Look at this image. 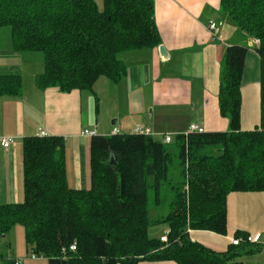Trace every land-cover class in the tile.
Returning a JSON list of instances; mask_svg holds the SVG:
<instances>
[{"label":"trees","instance_id":"16d2710c","mask_svg":"<svg viewBox=\"0 0 264 264\" xmlns=\"http://www.w3.org/2000/svg\"><path fill=\"white\" fill-rule=\"evenodd\" d=\"M221 10L244 36L260 40L259 124L241 129L249 48L232 44L219 90L229 130L182 133L170 143L153 134H96L90 189L69 185L64 137L27 136L24 200L0 204V236L22 224L31 250L49 264H237L240 256L262 250L261 243L243 241L216 251L189 235V229L225 234L228 196L264 191V0H221ZM3 27L16 51L43 54L44 71L35 76L42 90L92 89L102 76L119 81L127 70L121 53L161 43L155 0H104V9L95 0H0ZM21 91V75H0V94ZM165 204L167 214L152 215V207L158 213ZM157 225L170 229L168 241L161 240ZM4 264L16 262L5 258Z\"/></svg>","mask_w":264,"mask_h":264},{"label":"crops","instance_id":"0c3cea01","mask_svg":"<svg viewBox=\"0 0 264 264\" xmlns=\"http://www.w3.org/2000/svg\"><path fill=\"white\" fill-rule=\"evenodd\" d=\"M155 21L161 43L155 48L121 53L127 68L123 77L113 81L102 76L92 89L63 92L54 86L42 90L35 83L40 70H33L31 77L25 76L24 59L17 60L20 55L16 53L13 61L0 64V75L15 73L22 77L20 94H0V204L24 200L23 140L38 135L41 128L50 135L64 137L67 179L77 189H88L91 184L88 168L91 172L92 136L82 135L84 129L109 135L115 126L122 132L145 126L159 140L165 134L172 135L173 140L186 134L192 123L205 131L229 130L231 118L220 112L219 90L222 66L232 44L249 48L243 75L241 129L250 130L259 124L257 45L252 46L251 37L244 36L221 10V0H155ZM210 21L223 23L221 39L210 31ZM227 30L233 34L229 36ZM239 36L246 42H241ZM160 45L165 47L166 56L161 54ZM11 136L15 142L5 148L1 138ZM227 212L225 234L189 229V235L193 241L216 251H226L237 231L259 232L262 250L237 259V264H252V259L264 253V191L231 193ZM163 226L158 229L162 234L167 229V225ZM30 251L27 249V253ZM138 264L176 261L144 259Z\"/></svg>","mask_w":264,"mask_h":264},{"label":"rangeland","instance_id":"374dc122","mask_svg":"<svg viewBox=\"0 0 264 264\" xmlns=\"http://www.w3.org/2000/svg\"><path fill=\"white\" fill-rule=\"evenodd\" d=\"M97 5L100 9H104V0H95ZM230 21V20H229ZM229 36L233 34L232 30H227ZM240 37V36H239ZM240 37V41L245 43L246 39L242 41ZM12 37L11 32L8 27L0 28V64H8L10 61H13L14 59V53L18 56L17 60L21 61L22 57L25 62L23 65L25 67V76L31 77L33 74V70H40L37 72H43L44 71V57L41 52H31V53H21L19 51H16L13 44H12ZM11 47V49L9 48ZM8 49V50H7ZM23 54L24 56H22ZM17 72V71H14ZM86 108V106H85ZM93 108V105H92ZM88 178L91 179V172L90 168H88ZM92 186V180L91 184L89 185V189ZM163 211L159 210L158 213L156 210L152 207L151 213L153 216H159L167 214L169 211V207L167 204L163 206ZM163 228L162 225L156 226V231L159 228ZM154 229V230H155ZM152 230V234H153ZM31 245L28 244L26 240V232L25 228L22 224H16L11 228L10 231H8L6 234L0 236V264L5 263V258L9 260H17V259H23L24 264H49L48 260L45 258H32L29 256L31 255ZM27 249H29V253H27ZM264 253L260 254L256 258L252 259V264H264Z\"/></svg>","mask_w":264,"mask_h":264},{"label":"built area","instance_id":"2783aa9c","mask_svg":"<svg viewBox=\"0 0 264 264\" xmlns=\"http://www.w3.org/2000/svg\"><path fill=\"white\" fill-rule=\"evenodd\" d=\"M222 25H223L222 22L217 23L215 21H210V24H209L210 31L213 33L214 36H216L217 38H220V39L222 38V33H221ZM249 41H250V44L252 46L258 45L260 42L259 39H253V38H250ZM204 131H205V129L202 126H200L199 124H196V123H192L190 125L187 133H189V132H204ZM121 132H122L121 129L116 127V126L112 130V134H120ZM131 132L136 133V134H146V135H152L153 134L152 130L149 127H145V126H136L132 129ZM96 134H97V131H95V130L84 129L82 131V135H84V136H94ZM38 135L39 136H49L50 134L46 129L41 128ZM172 140H173V137L170 134H165L163 136V141L166 143H170ZM14 142H15V137H13V136L1 138V144L5 148L10 147ZM169 233H170V229L168 228L164 232L163 236L161 237V240L162 241H168ZM243 241H246L249 243H261V234L259 232H257V233L248 234L247 237H244L243 239L238 238V237H236V238L232 237V239H231V242L233 245H239ZM70 249L73 251L76 250L77 249L76 244H72L70 246ZM29 256H31L32 258H43V256L38 255L33 251L31 252V255L29 254ZM15 262H16V264H23L24 261H23V259H17V260H15Z\"/></svg>","mask_w":264,"mask_h":264},{"label":"water","instance_id":"95a60500","mask_svg":"<svg viewBox=\"0 0 264 264\" xmlns=\"http://www.w3.org/2000/svg\"><path fill=\"white\" fill-rule=\"evenodd\" d=\"M160 52L163 56H166V49L163 45H160ZM112 163H114V160L112 161Z\"/></svg>","mask_w":264,"mask_h":264}]
</instances>
